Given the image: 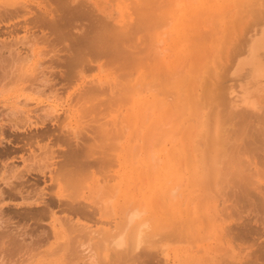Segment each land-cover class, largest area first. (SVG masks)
<instances>
[{"label": "rangeland", "instance_id": "374dc122", "mask_svg": "<svg viewBox=\"0 0 264 264\" xmlns=\"http://www.w3.org/2000/svg\"><path fill=\"white\" fill-rule=\"evenodd\" d=\"M7 1L11 2L10 0H0V4H1L0 5V62L2 59L5 60L3 56H5V55H6V57L10 56V53L11 52L13 53L15 50L16 51L20 50L19 52H21L20 53L21 55H23V54L26 55V53H28L29 55L32 53V55L30 56L31 57V60L29 61L30 64H29V66L25 65L24 66L25 69L17 67V66L15 68V66L11 65L12 63L10 62V60L7 59V61L10 62L8 64L11 65V67L8 66L9 68H11L10 70L7 67V71H9L8 74H6V76H4V70L3 71L0 70V77H2V78L5 77L0 82V88H2V90L0 91V128L2 127L1 128L2 131L0 129V132H2V134L0 133V153H6V155L8 154V157H9V158H5V156L0 157V170H1V172H0V174H1L0 175V186H1L0 189L2 188L3 191L4 190L6 191L9 188L8 185L5 184L6 182H8L6 180L8 178V180L10 182H13L15 184L19 183L23 187V192L26 195L31 190L32 191V192H30L31 196H33L37 193L38 195L36 194L35 196H33L34 198L35 197L37 198L41 195V194H39L42 192L41 190L44 189L42 192L43 197H50L51 198L52 197L51 194H53L54 192H56L58 190L56 184L52 183L53 181L55 182V178H54L55 176H53V175L55 173V169L58 168L57 162L63 158L62 156H60L61 153H58V154H56V153L62 152L65 149V145H62V143L60 144L59 142L56 143L55 137L57 135H60L61 131H62V134H64V133L66 135L69 134L70 131H68V129L70 127L73 128L76 125L77 126L76 129H74V128L73 129L76 131L80 130L81 133L82 132L84 133V132L88 131V128L92 127L91 125L100 126L99 125L100 123H104L106 121V123L108 122L109 127L106 126L108 128H106V127L105 128L109 129L111 127L110 129L115 130V132H113V135L114 136L120 135V137L122 139H121V141L119 140L117 142V146L119 145L121 148V149H119L120 151L118 150V148H119V146H118L113 152V155L115 156V158H114L115 163H113L114 165L111 167H107V168L101 167L102 169L100 168V170L103 173L100 170H98L99 172L98 173L95 172L96 175H91V177H88L86 183L84 184L85 186L83 185L84 189L82 188L83 189L82 195L84 196V198H82V199L80 198L79 201L82 202L83 204L84 203L86 204L91 215L86 217L88 220L85 218H83V220H82V218H79L78 220L80 223L76 222L79 225L78 227H76V230H75V228L72 229V228H69L68 226L67 227H65V226L61 227L62 225L59 226V223L56 222L52 217H49V218L45 217V218H43L44 220H42V222L39 220L35 221L32 219H30V220L24 219L22 214L19 212L23 213V211L27 207H25L26 205H23V204L21 206H19V203H21L22 200L19 197L15 199V197H17L19 194H16V193L14 194L13 190H11V192H10V188H9L7 190L8 193L9 194L12 193L11 195L15 196L12 200L8 201L7 195H6V198H5V196L1 195L3 197V200H4V198H5V200L4 201L0 200V205H2L1 206L2 209L0 208V218H2V219H0V238H1L0 239V264H10V263L11 264L12 263L13 264H60L61 262H62L61 264H73V263L74 264H79V263L84 264V262L87 263L88 260L90 262V263L88 262V264L93 263V260H95L93 264H105V263H107V262H105L107 260H108L107 264H110V263L114 264V262L116 264H127V263L128 264H136L138 262V260H139V262L137 264H140V262H141V264H161V262H159V261H162L163 264L165 263V261L167 264H247V263L251 264V261L253 262L252 264H264V250H262V249H264V248H262V247H264V214H262V213H264V210L258 211L260 209L258 204H257L258 205V208H257V206L255 207L254 205H251L248 202L239 204L236 202L235 199H234L235 203H232V202H234V201H232L233 198L228 197V195L226 196V194L225 195L222 194V191H221L222 188L220 187L221 185H224L222 180L224 181V179H225V181H227L231 177L232 174H230V173L228 174V172L233 173L232 168L233 167L236 168L235 164H233L234 166L232 168H230L231 170L229 169V166L226 167L227 166L226 162H225L226 164L223 163L225 165L224 166L225 168L222 167L223 166V164H222L221 175H225V176L224 177L220 176L224 179L220 178L222 180H219L218 182H220V183L222 182V183L219 186L220 183L217 182L218 185H215L216 184L215 181L211 180L212 178L205 175V172L203 171L204 162L201 161L204 158L203 157L204 154H205V157L206 156L210 157L209 155L211 153L218 151L219 144H220V146H219L220 150L224 151L221 143L223 144L224 141L230 142L234 139L233 140L234 144L239 143V145H240V143H241V146H242L241 149L239 148V145L237 146V148L240 152L244 146V149L242 150L243 153L238 152L239 154L237 153V155H240L241 158L243 156V158L246 159V161L247 160L249 161V166H247V167H248V169H250V171L254 175V176L252 175L251 179H252V181L255 180L256 183H259V185H258L259 187H255L256 190L258 188H260V190H261V192H257V193H262L259 196H264V151H261L262 149H260V146H262L261 145L262 142H258L256 140L255 143H252L253 145L249 146V145L245 144L244 142H241V141H243L244 138L238 137L239 132L237 133L238 135L237 134L233 135V133L230 129V128H232V125L227 124L228 125L227 126L225 124V122H226V120H224L225 118L223 117L224 118L223 119L220 116L221 114H223V112L220 113V115H219V111L221 112L222 110H224V104L219 103V102L223 101L221 95L223 94V92L225 93V90H223V92L220 90L223 89L224 87L221 86L222 87L221 88L219 86V88H218L219 91H217V88H215L216 85H220L222 83L221 85L224 84V86L226 87L225 88L226 92L228 90L230 91L231 87H232L231 90L235 91L233 93V95H235L237 92H239L238 91L239 87H236V86L237 85L240 86L238 83H240L241 76H237V78L239 79V82H238V79L236 78V76H233L231 74V70H232L231 66L234 63L233 59L235 58V56H236V58H238V56L240 55L238 52L241 50V47L239 44L240 41H242L241 39H245L246 38L245 35H249L248 33H251V31H252L251 29H253L252 26H254L253 23L256 22V20H257V19H253L255 12L253 13V11H251V10H253V8H254V11H255V9L257 8L256 9V12H257V10L264 8V5H262V3H264L262 1H264V0H178V1L168 0V3L165 0L163 5H162V8H164V9H162V10L166 11V12L168 10L170 12V18L171 19H168L169 24L167 23L165 25V23H164V25H161L162 28H161V26H160V28L156 27V30H154L155 28L151 31L149 29L148 30L146 29L147 33L150 31L149 33L151 34V36L149 35V33H148L149 36H146L147 33H145L146 31L143 30V31L139 32V34L137 33L138 35L133 36L132 37L133 39H131L132 41L130 40V42H129V45L131 43L133 46V47L131 46V48L136 49L135 47H138L137 48L138 51L133 50V49L132 50L136 51V53H139L140 56H142L141 53L144 50L146 51V52H143L144 54L142 53L144 56L147 53V55L145 57H143L144 60L148 56L146 59L147 61L145 60L146 61L145 65L137 70V72H136L137 76H134V79L130 82V87L131 86L135 87L137 90V93H138L136 96H134L135 101L132 99L133 97L129 98V100L131 101V106L129 103H125V102H124L125 104L124 103H115V104L109 105V106H108V104H106V107L112 106V107H110L111 110H108L110 108L106 109L105 106H102V108L100 107L103 110V112L101 109L98 110L99 111L98 114H97V110L95 111L96 115H99L100 112H102L99 115L100 117L98 116L99 118L98 117L95 118L96 115L94 114V112H92V113L90 112L89 113L90 116H89V114H88L89 111L83 112V113H82V111L81 112L75 111V109L74 108L72 109V107L70 105L73 101H70V100L74 99L73 97L75 95V91L77 93L82 88L81 86H83L86 83L85 81L88 82L92 78L100 79V80L104 79L103 80L104 82H105V79L107 82L109 80H112V82H114V79H116L117 81L116 80L115 81L117 83H120V82H118V79H120V78L119 77L116 78L117 75L115 73H117V72L110 70V69H112L110 66H109L110 69H108L109 67H107L106 65L104 66V68L102 67L103 70L101 72L100 70H98L99 68H96V65L97 64L99 65V63H97L98 61L97 62L95 61V63L93 62L95 67H94V65H92V63L90 64V68H92L91 70L88 69L90 72L88 70H86L87 69L86 68L84 70L82 69L83 72L81 70L80 74H78L79 73L78 71H77V73L73 72L70 74V76H71L70 81L71 82L74 83L76 80H78V81L76 82V84L74 83L73 85L69 86L66 89V91H64V93H63V90L60 91L63 93L62 94L63 98L59 99L60 101L55 99V98H50V99L47 98V94H43V93L39 94V93L35 92L33 87L36 86L34 84L39 83V81L36 79L39 75L41 76V74L39 72H42L44 70V68L48 65L47 63L49 62V60H48L49 57L53 58V59L55 58V57H53V55L55 54L54 52H55L56 48L59 47V49H61L63 45L60 47V45H61L60 43H57V44L55 43L56 45L59 44V46L58 47L55 46L53 48L55 50L53 52H51L53 50V49H50V48H52L51 47L52 45H50L51 40H49L51 37L47 36V34H44L46 32V30L44 31V33H42L43 31H41L39 26L33 24V22L29 23V21H28L31 19L33 14H35V10L37 13L38 12L37 10L40 9V6L43 7V4H42L43 2H41L42 0H20L23 3H19L20 6H19V4H18V6H17V4L15 5L16 7H18L19 10H17L18 11L17 13L14 12L13 15L3 14V12H4L3 9L5 7L6 8L9 7V9L12 8L9 5L7 6V4H8ZM95 1L98 2L99 5L103 9L107 5V10L110 13V15L112 16V14H113L115 16V18L120 22V24L123 23V21L126 19V15H125L126 13L125 12H126V10L128 11V9H129V6H127L128 9H126L127 3H129L130 6L132 5L131 6L132 8H133V6H135L132 2L133 0H130V1L127 0L126 3L123 2L124 0H120V1L119 0H95ZM112 1H113V3H112ZM121 1L123 2V4H121ZM172 1H175V2H172ZM187 1L188 2L190 1V2L188 3ZM185 3L186 4L188 3V4L185 5ZM3 4H5V5H3ZM39 4H40V6H39ZM245 4H247V5H245ZM23 5H26V6L28 5V7L27 8L21 7ZM33 5H35V6H33ZM131 7H130V9L132 10ZM33 8H36V9H33ZM181 8H184V9H181ZM174 9H175V11H174ZM213 9H214V11H213ZM212 11L214 12L213 14H211ZM173 13H174V15H173ZM217 13H219V14H217ZM124 15H125V17H124ZM172 15L175 17V19ZM255 15H256V13H255ZM247 16L250 17L251 19L248 18ZM249 20H251V21L254 20V22L253 21L251 22ZM251 24H252V26H251ZM32 26H33V28H32ZM248 27H249V30H251V31H248ZM250 27H252V28H250ZM243 29H245V31ZM246 31H248V32H246ZM240 32L244 38L241 36ZM242 32L243 33L246 32V33L243 34ZM32 33H33V35H32ZM218 33H220V34H218ZM25 35L29 39L31 38L30 36H32L33 39L31 38L29 40L28 38L23 37ZM205 35L207 37H205ZM236 35H238V36H236ZM21 36L23 38H21ZM39 36L43 37L44 39H42V38L40 39ZM203 36L205 39L203 38ZM148 37H151V38L148 39ZM190 37H191V39H189ZM143 39H145V40H143ZM146 39H148L149 42ZM151 39H153L155 42ZM234 39H235V41H234ZM237 39H240V40L238 41ZM40 40L42 42H40ZM43 40L46 43L45 42L43 43ZM203 40H204V42H203ZM48 41H50V43ZM46 44H47V46H46ZM48 44L50 46H48ZM62 44H64V43H62ZM190 44L193 47H189ZM53 45H54V43H53ZM150 45L152 47H149ZM64 46H66V45H64ZM227 46L228 47L231 46L229 48L230 49L232 48V49L229 51V48H227ZM18 47H20V48H18ZM29 47H31V48H29ZM145 47L148 50L144 49ZM195 47H197V49H195ZM17 48H18V50H17ZM28 48L31 50H29ZM140 49H142V50H140ZM151 49L152 50L155 49V50H153L154 52H152ZM233 49H235V51H238L235 55H234L235 52ZM47 51L49 53H44ZM56 52H59V50H57ZM61 52H63V51H61ZM151 53L154 55V59H152L153 56L150 55ZM154 53H158V54H154ZM28 54H27V56H28ZM38 54H40V55H38ZM46 54H48V55H46ZM56 54H59V53H56ZM156 55L158 56L157 57L158 59L156 58ZM221 56H222V59H221ZM159 58L161 59L160 61L164 63V67L166 66L165 69L163 68L164 69V70H162L163 72L160 71L162 68H161V64L159 63L160 62ZM226 58L228 60L230 59L229 61H231V62H228V60ZM231 58H232V60H231ZM151 59H152V61H150ZM154 60L156 62L158 61L159 65H160V70L156 69L157 71L159 70L158 72L156 71L157 75L159 73V79L157 78V81H156V78H154V77H153L154 80H151L152 76L155 75V73H153L154 74L153 75L151 71H155L154 68L155 67L157 68L156 65H158V64H156V62ZM236 60H235V62H236ZM7 61L5 64L6 66H7ZM43 62H46V63H43ZM147 62L148 63L150 62L151 65L154 62L155 64H153L152 66L154 67V65H155V67L153 68L149 64L150 67L153 69L148 68L149 65ZM43 65L45 66L44 68H43ZM147 65H148V67H147ZM229 65H230V71H228ZM35 68H36V71L34 70ZM145 68H146V70H145ZM147 68L149 70H151L150 75L152 74V76L147 75L149 73V72H147L148 71ZM12 69H15V71H13ZM57 69L61 70L60 72L62 74L59 73V70H57ZM11 70H12V73H11L12 75H10ZM46 70L47 69H45L44 71H46ZM52 70H54L53 72H54V74H56V77H54L55 79L62 78L61 77V75H63V72H62L63 68L62 67H61V69L59 67H57V68H53ZM225 70H227V72H224ZM48 71L50 74L51 73L50 69ZM55 71H57V72H55ZM112 71L115 73H113ZM176 71H178V72H176ZM13 72H14V74H13ZM174 72H176V73L174 74ZM208 73H210V74H208ZM222 73H223V75H222ZM118 74H120V73H118ZM173 74L175 75V77ZM218 74H219V76H218ZM146 76L147 77L149 76L150 78H147ZM169 76L171 78H169ZM207 76L210 78H208ZM215 76H217V78H214ZM12 77H14V78H12ZM39 77H38V79H39ZM79 77L81 79H78ZM145 77H146V79H144ZM211 77H212L213 81L211 80ZM222 77L224 80L222 79V81H221L220 78H222ZM206 78H208V80ZM229 78H231V80ZM233 78L237 79V82H235V79H233ZM26 79H28V80H26ZM185 79H187V80H185ZM217 79H219V81L216 84L214 82V80L216 81ZM141 80H143V81H141ZM144 80H145L146 84L144 83ZM158 80H159V82H158ZM83 81L85 83H83ZM242 81H243V79H242ZM107 82H105L106 85L109 84L111 86H115V85H112L111 81L108 83ZM116 82H114V84H117ZM161 82H163V83H161ZM168 82H170V83L166 84ZM177 82H179V83H177ZM211 82H212V84H211ZM82 83H83V85H81ZM131 83H134L135 86ZM137 83L139 86H136ZM153 83H155L156 85ZM159 83H161L162 86ZM3 84H4V86H3ZM158 84H159V86H158ZM165 84L173 86V88L170 86L165 87ZM213 84H214L213 88H215V89H213V88L212 89H213V91H215V93H214L215 95H213L212 90H210L211 87L213 86ZM231 84H233L234 86ZM1 86H3V87H1ZM155 86H157V87H155ZM58 87H60V85ZM79 87H80V89H79ZM143 87H144V89H143ZM167 87H169L170 89L169 88L167 89ZM31 88H32V91H31ZM155 89H156V91H155ZM163 90L165 92H163ZM182 90H184V91H182ZM168 91H169V93H167ZM209 92L210 93L212 92L211 95ZM171 93H172V95H171ZM179 93H181V94H179ZM194 93H195V97H194ZM216 93H218V94H216ZM220 93H222V94L220 95ZM162 94H164V96ZM167 94H168V96H167ZM227 94H228V92L226 94H224V95H226V98L229 96ZM184 96L186 98H184ZM192 96H193V99L191 98ZM202 96H204V98ZM219 97L221 100H219ZM229 97H233V96L230 95ZM217 98L219 101L217 100ZM172 99H173V102H172ZM163 100L165 101V104H164ZM184 100H185V102H184ZM196 100H197L198 104H195ZM62 101H63V103H62ZM181 101H182V104H180ZM200 101L202 103L199 104ZM262 101H264V96H260V97L258 96L256 98V102L259 103L258 104L259 107L264 105V102H262ZM166 102H168V103H166ZM151 103H152V105H151ZM160 103H162V104H160ZM122 104H124V105H122ZM148 104H149V106H148ZM186 104H188V105H186ZM192 104H195V105H192ZM49 105H53L55 107L56 111H50V109L48 108ZM198 105H200L201 107L200 108L197 107ZM177 106L178 107L181 106V107L178 108ZM186 106H187V109H185ZM118 107H120V108L117 111ZM160 107H161V109H160ZM174 107H176V108H174ZM239 107H242V106H239ZM173 108L175 111L173 110ZM18 109L20 111L22 110L21 115H20V113H19V115L17 114V116L15 114V116H14L15 118L11 115V118H10V115L8 114V113H10L9 111L13 110L15 112H18L17 111ZM105 109L107 111H105ZM148 109H150V110L148 111ZM73 110H74V112H73ZM122 110H124V111H122ZM216 110H218L217 111L218 117L223 119L224 122H222V120L220 118H218L216 115V117L219 119V120H217V118L215 117L216 112H214ZM13 111H11V113ZM108 111H109V113H108ZM77 112H79L77 115L80 117V120L82 119L81 121L86 120V123H85L86 126H85V124L81 125L79 123L81 121H79V119H78L79 117L76 115ZM179 112H181L183 114H181V116H179ZM47 113H48V117H46V121H44V125H40V124H42V123H39L40 116H44V114L47 115ZM80 113H82V114L80 115ZM130 113L132 116L130 115ZM91 114H93V115H91ZM175 114H177L178 116ZM67 115H69V116L67 117ZM145 115L147 117H145ZM19 116H21V119L23 118V122H21L22 123L21 125H23V128L15 129V127H13L11 125V121L14 122L15 120L13 121V119H16V117L18 118ZM105 116H107V117H105ZM172 116L178 117V121H177L176 117H175L176 118L175 119ZM12 117H13V119H12ZM76 117H78L77 120H75ZM131 118H132V120H131ZM87 119L89 120L88 122H87ZM104 119H106V120H104ZM108 119H109V121H108ZM122 119L124 121L126 120L129 124L126 121L124 122ZM98 120H99V122H98ZM34 121L36 124L34 123ZM60 121H61V123H60ZM84 121L82 123H84ZM115 121H117L118 124ZM215 121H217V125L218 124L220 125V123H222V124L224 123L225 124L224 126L225 127L227 126L226 128L228 129V131L226 132L227 129L226 128L224 129L225 132L228 133L227 135L224 134V130L221 131V128L222 129L224 128L223 126L222 127L218 126L220 128V130H218V132H217L218 127H217ZM218 121H220V123ZM251 121H253V119H251ZM37 123L39 124L38 126H37ZM67 123L70 125L67 126V128H66V126H64V125H66ZM226 123H228V122H226ZM28 124H30L31 126ZM254 124H255V122H254ZM34 125H36V126H34ZM117 126H119V127L121 126V127L120 128L118 127L119 129H117L116 128ZM162 126H163V128H162ZM214 126H215V129H214ZM257 126H259V123L257 124ZM260 126H261V124H260ZM209 127H210V129H209ZM228 127H230V128H228ZM42 128H44L48 131L41 133L43 131ZM204 129L206 130V132ZM116 130H117V132H116ZM208 130H209V132H208ZM36 131L39 133H37ZM164 131H165V133H164ZM219 131H221V132H219ZM88 132L91 133L90 131H88ZM88 132H86L87 135L85 133H84L85 135L83 133L81 134L80 132H77V133H78L79 137H81L83 135L87 138L89 135ZM137 132H138V134H137ZM46 133H48V135H45ZM192 133H194L196 136L193 135ZM218 133L221 135H219ZM34 134H36V135H34ZM65 134L63 136H66ZM158 134L161 137L158 136V138H157L155 136ZM212 134L214 137V138H212V140H214V142H213L214 144H210V145H213V147H209V145L207 144V141L205 143V140L207 139V137L209 135L212 136ZM217 134L220 137L224 134L223 137L225 139L222 142L217 141L215 138V136ZM230 134H231V136L233 135V137L235 135H237V138H236V136H235V138L231 137ZM73 135L74 134H72L71 136H73ZM113 135L111 134V142L113 141V137H114ZM131 135H132V137H131ZM162 135H165V136H162ZM228 135H229V137H228ZM83 136H82V139L85 138ZM201 136H203V137H201ZM218 136H217V139L219 138ZM225 136H227V138ZM67 138H69V137L67 136ZM198 138H200V139H198ZM229 138H231V140H229ZM109 139H110V137H109ZM239 139L240 140L242 139V140L240 141ZM152 140H153V142H152ZM161 140H163L164 142L161 143ZM200 140H201V142H198L199 144L198 143L196 144V142L200 141ZM218 140H220V138ZM109 142H107V140H106L105 144L108 145ZM201 143L202 144L204 143L205 145L203 144L201 147ZM215 144H217L218 146ZM215 146H217V149L215 148ZM46 147H47V149H46ZM48 147L49 148L51 147V149L57 151V152L51 154L52 156H55L52 159H49V155H50V152L53 150L48 149ZM205 147H207L208 150ZM250 147H251L250 151H252V153H250V151H249ZM38 148H41V150ZM210 148H212V150ZM135 149L136 150L138 149L139 151L138 150L135 151ZM59 150H61V151H59ZM253 150L255 152H253ZM45 151H46V155H48L47 157L45 156V154H43ZM132 151H133V153H132ZM213 155H215V153ZM260 155H261V157H260ZM181 157H182V160H184V161L180 160ZM213 157H215V156H213ZM40 158H41L42 163L43 162L46 163V161H47V164L48 163L50 164L52 162H56V163L55 164L53 163V165L51 164V167L49 166V168H46V166H45L44 170L46 169V171L43 170L44 173H42L40 171L38 172V170H33V169L29 173L28 172L25 173V166H27V164H29V163H33V166H34V163H35L34 161H36L37 163L41 162ZM196 158H197V160H196ZM47 159H49V160H47ZM155 160L158 161V163L155 162ZM192 160L193 161L195 160V161L193 162ZM4 163H8L10 165L12 163L13 166L16 165L17 171L14 170L12 172H9L8 170H6L7 171L6 172L3 169ZM157 166H158V168H157ZM103 169H105V170H103ZM223 169H225L224 173H226V174H223V171H222ZM228 169H229V171H228ZM21 170L23 172V174H21L22 176L20 174H19L20 177H18V175H12L13 173H18ZM47 170L48 171L51 170L53 172V175H50V172H48ZM153 170L154 171L157 170V171L154 172ZM158 170H160V171H158ZM95 171H97V169ZM248 171L249 170H247L246 172H248ZM152 172H154V173L152 174ZM202 172H204V175ZM158 173H159V175H158ZM143 174H144V176H143ZM200 174H201V176L203 175L205 177V179H204V177H200ZM248 174H249V172H248ZM104 175H106V177H104ZM227 175H229L230 177L227 178ZM13 176H17V178H15ZM51 176H53L52 177L54 179L53 181L50 179ZM4 177H5V179H4ZM91 179H93V180H91ZM103 180H105V181L103 182ZM25 181H26V183H25ZM255 181H254V183H255ZM110 182H111V184H110ZM113 183L116 185H119V188H120V191L117 193L116 197H114V200H111V203L109 205L110 207H112L111 211L114 214L110 213L111 211L108 210L110 207H108V206L105 207V209L108 208L106 213H105V212H103V211H105V210H103L105 205L102 206L103 207L102 208L101 205H103V204H100L101 202L99 203V201H100L99 197L101 196V194L99 195V191H100L101 187L105 188V189H106V187L107 188L112 187ZM23 184H25V185L23 186ZM114 184H113V186H114ZM53 185H54V187H52ZM106 185H110V186H106ZM218 186L221 188L220 190H219ZM253 186H257V185L254 184ZM48 187H49V189H48ZM224 187H225V185H224ZM224 187H223V189H224ZM38 189H39V191H38ZM193 189H195V190L193 191ZM50 190H53V192L50 193ZM216 190H219V191H216ZM224 191H226V190H224ZM224 191H223V193H225ZM257 191H259V190H257ZM32 193H34V194H32ZM44 193L47 195H45ZM3 194H4V192H3ZM57 194H59V193L57 192ZM54 195L55 194H53V197L51 200H56L55 203H57V200L59 197L57 198L56 195L55 196ZM95 195L97 196V198ZM102 195H104V194H102ZM222 196H224V197H222ZM124 198H127V199L130 198L131 202L133 201L132 205L136 206L137 208H140V206L143 204L142 209L140 208L141 209L140 211H143V212L145 211L143 213V218H149V217L151 219L153 218L152 220L150 219L151 221H153L154 219H158V222L160 223V224L157 223V226L159 225L158 228H156L158 231L155 228H152V229H155V231L154 230L153 231L155 233L157 232L158 235L162 234L160 236H156V237H158V239L160 237L162 238L165 236L168 239L170 238L169 240L166 239V237H165V239L163 238L164 240H162V239L158 240L156 237H154L153 242L156 238L157 242L160 241V243L158 242L157 247L155 245V247L151 248V249H150V247H152V246H150L148 248V250L150 249L149 251L146 250L147 248L145 249L148 252L149 256H148V254L146 255L143 252L144 249H142V250L140 249L141 254L143 252V255H141V256H140L139 250H136V251L132 250L133 252L130 251V253L138 252V256L136 255V258L135 257L133 258V254H132V256H131L132 259L129 258V255L127 254V252L125 254L126 256L121 255V257L117 253L118 258L119 257L120 258L128 257L126 260H125V258H124V260H122V259H116L115 258L116 257L115 252H117L118 249L115 250L114 247H113V249L115 251H112L113 250L112 248L111 249L109 248V251L106 250L108 248L104 249L106 244H107V247L112 245V242H110L111 244L109 243V246H108V242H106L107 238L108 237L110 238V236H108L107 238H104V239H106V240H104L106 243L104 241H102L103 240L102 238L106 236L105 230L109 231V229H110V231H109L110 233L107 232L108 235L109 234L111 235V233H112V235L115 234V232L113 233L112 228H113V224L115 223V221L118 220L120 215H122V213H123V212H121L122 208H120V206H121V203L123 202ZM262 198H264V197H260V199H262ZM14 199H15V201H14ZM60 199L62 200V197H60ZM159 199H161V201H159ZM167 199H168V201H167ZM164 200H166V201H164ZM39 201H42V199L40 198ZM93 201H94V203L97 202V205L99 206V208L95 207L97 205L93 204ZM160 202L163 204H160ZM261 202H260V204L264 205V199H262ZM135 203H137V204L135 205ZM13 204H14V206H13ZM15 204L16 205L18 204L17 207H15ZM57 204H59V203H57ZM244 204H245V207H242V205L244 206ZM42 205H43L42 203H36L33 206H30L29 209H33L34 211H38L39 209L42 208ZM22 206H24V207H22ZM89 206H91L90 209H89ZM93 206H94V208H98V209L101 208V210L96 209L97 210L96 211L93 208ZM238 206H240V207H238ZM252 206L254 207V209L252 208ZM260 207H261V205H260ZM61 208H63V207H58V206L54 207L53 211H57L56 216H61L64 214V213L59 212ZM15 210H17V212L20 215L17 214V212H15ZM33 210H31V211H33ZM249 210H251V211H249ZM254 210H255V212H254ZM91 212H93L94 216L92 215ZM107 212L110 213L109 216H108ZM256 212H257V214H256ZM259 212H261V213H259ZM14 213H16V215H14ZM5 214L6 215L8 214V215L6 216ZM11 214H12V216H10V218H9V215H11ZM64 215H66V214H64ZM254 215H255V217L257 216V219L254 217ZM19 216H22L21 219H19L20 218ZM12 217H14L15 219L14 218L11 219ZM75 219H74V221H75ZM238 219H239V221H238ZM85 222H86V224H84ZM169 223L174 225L173 227H170L173 230H174V228L177 229V227L179 225L180 226L183 225V232L186 233L185 235H188V236L183 235V239H182V236H174V238H173V235L171 234L173 232V230L171 231V233H169V231H170V228H169L170 224ZM184 223H185V225L188 224V226H184ZM245 223L247 224V226L249 228L252 226L250 228L251 230H247L248 227L246 226ZM249 223L251 226L249 225ZM80 224L82 226H84L82 229H81ZM244 225H245V227H244ZM85 226H86V229L88 228L86 231L84 230V232H86V233H84L82 231L83 229H85ZM89 226H90V229H89ZM233 226H234V228H233ZM184 227H186V229ZM227 227L229 230L224 229ZM229 227H231V228H229ZM242 227L245 229L246 232L243 231L244 229ZM166 228L167 229L169 228V230L166 231L167 230ZM187 228L189 229V231ZM236 228H238L237 230H239V229L240 230L237 231ZM252 228H253V230H252ZM4 229H6V230H4ZM181 229H182V226H181ZM66 230H67V232H66ZM179 230H180V228L178 230H174V231H179ZM76 231H78V232H76ZM102 231H104V232H102ZM249 231H251V232H249ZM56 232H57V234H56ZM92 232L94 234V235L92 234L93 237H92V235H90ZM95 232H97V233H95ZM154 232H152V233H154ZM183 232H182V234H184ZM235 232H237V233L235 234ZM243 232H244V234H243ZM103 233L105 235H103ZM155 233H154V235H155ZM167 233H169L168 236L164 235ZM246 234H247V236H246ZM1 235H4V236H1ZM88 235H89V237H88ZM154 235H152V236H154ZM190 235H192V236H190ZM240 236H242V237H240ZM22 237H23V239H22ZM70 237H71V239H70ZM81 237H82V239H81ZM111 237H113V236H111ZM171 237L173 238L174 241L171 239ZM236 237H238V238H236ZM96 238H97V240H96ZM109 238H108V241L113 240L112 238H110V239ZM179 239L181 241H179ZM98 240H101L102 242L98 241ZM166 240L168 242H166ZM65 241H67L68 243L70 242L69 244L70 245L72 244L71 246L72 247L74 246L73 248L74 249L76 248L77 251H76V249H75V251L71 250L70 249L71 246H68L69 244ZM2 242H4V243H2ZM10 242L12 244H10ZM61 242H62V244H61ZM7 243H9V244L7 245ZM24 243L26 246L24 245ZM29 243H31V244H29ZM163 243L165 245H163ZM168 243H170V245L171 244L172 245L169 246ZM21 244H23L24 247H22L23 245H21ZM93 244H95V245H93ZM102 244H104V247ZM155 244H156V242H155ZM11 245H12V247H11ZM28 245H29V247H28ZM33 246L35 247V249L32 248ZM64 246H65V248H64ZM94 246L96 248L98 247V249H95ZM112 246H110V247H112ZM21 248H22V250H21ZM56 248H58L57 251L55 250ZM79 248L81 249V251H83L82 249L86 248L85 252H87V256L89 254H90V256L86 257V253L80 254L81 251L79 250ZM93 248H94L95 252H94ZM100 248H101V251H100ZM155 248H157V251H155V252H159L161 258L159 257V254H156L155 252H153L154 250H156ZM152 249H154V250H152ZM19 250H20V253H19ZM78 250H79V253H78ZM165 250H167V252ZM66 251H68V252H66ZM71 251L76 252V253L72 254ZM164 251L167 253V256L165 255L166 258H164L165 257ZM149 252H151V253H149ZM6 253H8V254H6ZM70 253H71V255H70ZM113 253H115V254L113 255ZM153 253L156 254V256ZM5 254H6V256H5ZM36 254H37V256H36ZM74 254H75V258H74ZM76 254H78V255H76ZM67 255H69L70 257L72 256L73 260H72V257L69 258V256H67ZM79 255H81V256L83 255V256L81 257ZM110 255H111V257H110ZM27 257H29V258H27ZM90 257H92L91 261L89 259ZM156 257L159 261L156 259ZM85 258H88V259H85ZM136 259H137V261H136ZM100 260H103V261H101L102 263L100 262ZM109 260L111 261L110 263H109ZM119 260H121V263ZM144 260L146 261V263ZM195 260H196V262H195ZM81 261H83V262H81ZM157 262H159V263H157Z\"/></svg>", "mask_w": 264, "mask_h": 264}, {"label": "bare ground", "instance_id": "6f19581e", "mask_svg": "<svg viewBox=\"0 0 264 264\" xmlns=\"http://www.w3.org/2000/svg\"><path fill=\"white\" fill-rule=\"evenodd\" d=\"M11 2H9V1H7L8 2V4H7V6L9 5L10 7H12L11 9H9V7L8 8H4L3 9V14H7V15H13L14 14V12L15 13H17L18 11L17 10H19L18 9V7H16L15 5L17 4V6H18V4L19 3H23V2H21L20 0H10ZM120 1V0H119ZM126 1L127 0H124L123 2L124 3H126ZM130 1V0H129ZM135 1V2H134ZM164 1L165 0H133L132 2H133V4L135 5V6H133V8L130 6V4L129 3H127V5H126V7L127 6H129V9H128V7L126 8V9H128V11L126 10V19L123 21V23H121L120 24V22L115 18V16L112 14V16L110 15V13L108 12V10H107V5H106V7L103 9L100 5H99V3L98 2H96L95 0H42L41 2H43L42 4H43V7H41L40 6V4H39V6H40V9H38L37 11V13H36V10H35V14H33V16L31 17V19L30 20H28L29 21V23L30 22H33V24H35V25H37V26H39V28L41 29V31H43L42 33H44V31L46 30V32L44 33V34H47V36H49V37H51L49 40H51V43H50V41H48L49 43H50V45H52L51 47L52 48H50V49H53L55 46H59V44L58 45H56L57 43H60L61 45H60V47L63 45H66V46H62V50L61 49H59V47L58 48H56V50L55 49H53L51 52H53L54 50H55V54L53 55V57H55L54 59L53 58H48V60H49V62L47 63L48 65L45 67L44 65H43V68H44V70L45 69H47L46 71H42V72H39L40 74H41V76L39 77V79H38V77L36 78L38 81H39V83H37V84H34V85H36L35 87H33L34 88V91L35 92H37V93H43V94H47V98H55V99H57V100H59V99H61V98H63L62 96V94L64 93V91H66V89L69 87V86H71V85H73L74 83L76 84V82L78 81V80H74L75 82L73 83V82H71L70 81V78H71V76H70V74L71 73H77V71L79 72L78 74H80V71L83 69H86V70H88V69H92V68H90V64L92 63V65H94L93 64V62L95 63V61L97 62V63H99V65L97 64L96 65V68H99L98 70H100L101 72H102V70H103V68H104V66L106 65L107 67H111L112 69H110V67L108 68V69H110V70H113V71H116L117 73H115V72H113V73H115L117 76H116V78L117 77H119L120 79H118V82H120V83H117L116 81V79H114V82H116L117 84H114V82H112V80H109L108 82H112V85H115V86H111V85H109V84H107L106 85V83L105 82H107L106 81V79H105V82L101 79H95V78H92V79H90L88 82L87 81H83V83H85L84 85H83V83L81 84V85H83V86H81L82 88L80 89V87H79V91L76 93V91H75V95H74V99L73 100H70V101H73L70 105H71V107H72V109L74 108L75 109V111H79V112H81L82 111V113L83 112H88V114L91 112H94V114L96 113L95 111L97 110V114H98V110H100L101 108H102V106H105L106 107V104H108V106L109 105H113V104H115V103H129L130 104V106H131V101L129 100V98L130 97H133L132 99L135 101V98H134V96H136L138 93H137V90H136V88L135 87H133V86H131L130 87V82L134 79V76H137L136 75V72H137V70L139 69V68H141L142 66H144L145 65V62L147 61L146 59H147V57H146V61L144 60V58L143 57H145L146 55H147V53L145 54V56L143 55L144 53L143 52H146L145 50L141 53V55L142 56H140L139 55V53H136V51H133V50H137V48L138 47H135L136 49H134V48H131V46H132V44L130 43V45H129V42H130V40L131 39H133L132 37L133 36H136V35H138L139 34V32H141V31H146V29L148 30H153L154 28V30H156V27L157 28H160V26L161 25H164V23H165V25L168 23L169 24V22H168V19H171L170 18V12L167 10V12L166 11H163L162 9H164V8H162V5H163V3H164ZM175 1H178V0H175ZM175 1H172V2H175ZM2 2V1H1ZM6 2V1H5ZM4 2V3H5ZM101 2V1H100ZM123 2L121 1V4H123ZM166 2L168 3V0H166ZM188 2V1H187ZM190 2V1H189ZM188 2V3H189ZM262 2H264V1H262ZM3 3V2H2ZM105 3V2H104ZM112 3H113V1H112ZM187 3V4H188ZM186 3H185V5H187ZM1 5V4H0ZM3 5H5V4H3ZM22 5V4H21ZM29 5V4H28ZM28 5L26 6V5H23V6H21V7H24V8H27L28 7ZM109 5V4H108ZM168 5V4H167ZM172 5V4H171ZM245 5H247V4H245ZM252 5V4H251ZM250 5V6H251ZM262 5H264V3H262ZM19 6H20V4H19ZM33 6H35V5H33ZM49 6V7H48ZM169 6V5H168ZM249 6V7H250ZM47 7V8H46ZM109 7V6H108ZM130 7L132 8V10L130 9ZM167 7V6H166ZM190 7V6H189ZM188 7V8H189ZM245 7V6H244ZM32 8V7H31ZM30 8V9H31ZM247 8V7H246ZM33 9H36V8H33ZM170 9V8H169ZM181 9H184V8H181ZM212 9V8H211ZM248 9V8H247ZM252 9V8H251ZM257 9V8H256ZM256 9H255V11H254V8H253V10H251V11H253V13L255 12L256 13V15H255V13H254V16H253V19H257L256 20V22H254V20H252L254 23H253V25L254 26H252V24H251V26L253 27V29H251V30H249V27H248V31H251V33H248L249 35H245V39H241L242 41H240V47H241V50L238 52V51H235V49H233L234 50V55L238 52L240 55L238 56V58H236V56H235V58L237 59H233V64H232V70H231V74L233 75V76H236V78H237V76H241V79H240V83H238L240 86H236V87H239V92H237L235 95H233V93L235 92L234 90H231L232 89V87H231V89H230V91L228 90L227 92H228V94L227 95H232L233 97H227L226 98V95H224V94H226L227 92H226V87L224 86V84L223 85H216L217 84V82L219 81V79H217L216 81L214 80V82L216 83H214L216 86H215V88H217V91H219V86L221 87H224L223 89H221L220 91H222L223 92V90H225V93L223 92V94L222 93H220V95L222 96V100L224 101H221V102H219V103H221V104H224V110H222L221 112L219 111V115H220V113H222L223 112V114H221L220 116L224 119V120H226V122H228V123H226L225 122V124L227 125H229V124H231L232 125V128H230V127H228V128H230L231 129V131H232V133H233V135L234 134H237L238 132H239V135H238V137H243L242 139H243V141H241L240 139V141L241 142H244L245 144H247V145H249V146H251V145H253L252 143H255L256 142V140L258 141V142H262V146H260V149H262L261 151H264V105H262L261 107H259V103L258 102H256V98L259 96H264V8H262V9H260V10H257V12H256ZM173 10V9H172ZM177 10V9H176ZM204 10V9H203ZM246 10V9H245ZM250 10V9H249ZM248 10V11H249ZM114 11V10H113ZM125 11V10H124ZM174 11H175V9H174ZM173 11V12H174ZM213 11H214V9H213ZM212 11V13L211 14H213L214 12ZM247 11V12H248ZM31 13V12H30ZM33 13V12H32ZM206 13V12H205ZM252 13V12H251ZM116 14V13H115ZM217 14H219V13H217ZM125 15H124V17H125ZM173 15H174V13H173ZM172 15V16H173ZM176 15V14H175ZM247 15V14H246ZM249 16V15H248ZM247 16V17H248ZM252 16V15H251ZM174 17V16H173ZM197 18V17H196ZM218 18V17H217ZM248 18H250V17H248ZM174 19H175V17H174ZM215 19V18H214ZM251 19V18H250ZM183 20V19H182ZM248 20V19H247ZM246 20V21H247ZM249 21H251V20H249ZM251 21V22H252ZM250 22V23H251ZM28 23V22H27ZM219 23V22H218ZM197 24V23H196ZM216 24V23H215ZM246 24V23H245ZM248 24V23H247ZM241 25V24H240ZM249 25V24H248ZM36 26V27H37ZM35 27V26H34ZM247 27V26H246ZM252 27H250V28H252ZM32 28H33V26H32ZM161 28H162V26H161ZM243 28V27H242ZM245 28V27H244ZM241 29V28H240ZM244 31H245V29H243ZM247 30V29H246ZM19 31V30H18ZM37 31V30H36ZM149 31V32H150ZM207 31V30H206ZM248 31H246V32H248ZM148 32V33H149ZM156 32V31H155ZM245 32V33H246ZM41 33V32H40ZM39 33V34H40ZM41 33V34H42ZM138 33V34H137ZM145 33H147V31L145 32ZM144 33V34H145ZM148 33H147V35L146 36H151V34L149 33V35H148ZM243 33V32H242ZM245 33H243V34H245ZM28 34V33H27ZM43 34V35H44ZM168 34V33H167ZM166 34V35H167ZM218 34H220V33H218ZM240 34H241V32H240ZM30 35V34H29ZM32 35H33V33H32ZM42 35V36H43ZM38 36V35H37ZM195 36V35H194ZM236 36H238V35H236ZM241 36H242V34H241ZM23 37H26V35L25 36H23ZM22 36H21V38H23ZM31 38H32V36H30ZM36 37V36H35ZM44 37V36H43ZM43 37H40L39 36V38L41 39H44ZM193 37V36H192ZM205 37H207L206 35H205ZM243 37V36H242ZM26 38H28V37H26ZM25 38V39H26ZM30 38V39H31ZM38 38V37H37ZM38 38V39H39ZM47 38V37H46ZM45 38V39H46ZM147 38V37H146ZM149 38H151V37H148V39ZM154 38V37H153ZM203 38H204V36H203ZM233 38V37H232ZM238 38V37H237ZM244 38V37H243ZM29 39V38H28ZM29 39V40H30ZM33 39V38H32ZM37 39V40H38ZM137 39V38H136ZM148 39H146L148 42H149V40ZM189 39H191V37L189 38ZM205 39V38H204ZM22 40V39H21ZM36 40V39H35ZM143 40H145V39H143ZM151 40H153V39H151ZM238 41L240 40V39H237ZM19 41V40H18ZM23 41V40H22ZM32 41V40H31ZM47 41V40H46ZM132 41V40H131ZM142 41V40H141ZM154 41V40H153ZM207 41V40H206ZM234 41H235V39H234ZM17 42V41H16ZM25 42V41H24ZM23 42V43H24ZM28 42V41H27ZM40 42H42L41 40H40ZM45 41L43 40V43H44ZM155 42V41H154ZM162 42V41H161ZM203 42H204V40H203ZM30 43V42H29ZM28 43V44H29ZM33 43V42H32ZM46 43V42H45ZM53 43H54V45H53ZM56 43V44H55ZM62 43H64V44H62ZM151 43V42H150ZM149 43V44H150ZM27 44V43H26ZM34 44V43H33ZM40 44V43H39ZM232 44V43H231ZM242 44V45H241ZM24 45V44H23ZM49 44H48V46H50ZM141 45V44H140ZM144 45V44H143ZM234 45V44H233ZM30 46V45H29ZM46 46H47V44H46ZM155 46V45H154ZM232 46V45H231ZM231 46H229V47H231ZM238 46V45H237ZM133 47V46H132ZM144 47V46H143ZM149 47H152L151 45L149 46ZM189 47H193V46H191V44H190V46ZM228 46H227V48H229ZM236 47V46H235ZM234 47V48H235ZM18 48H20V47H18ZM18 48H17V50H18ZM29 48H31V47H29ZM28 48V49H29ZM33 48V47H32ZM140 48V47H139ZM24 49V48H23ZM133 49V50H132ZM144 49H146V47L144 48ZM158 49V48H157ZM195 49H197V47H195ZM232 49V48H231ZM230 48H229V51L231 50ZM237 49V48H236ZM29 50H31V49H29ZM44 50V49H43ZM57 50H59V52H56ZM140 50H142V49H140ZM146 50H148V49H146ZM152 50V49H151ZM153 50H155V49H153ZM152 50V52H154ZM238 50V49H237ZM11 51V50H10ZM20 50H18V51H14L13 53L11 52H9L10 53V56H7L6 57V55L5 56H3L4 57V59L5 60H1V62H0V70L1 71H3L4 70V76H6V74H8V72L9 71H7V67L8 66H10L11 67V65L12 66H15V68H16V66L17 67H20V68H24V66L25 65H27V66H29V64H30V60H31V55H32V53L29 55L28 53H26V55L25 54H23V55H21L20 53L21 52H19ZM61 51H63V52H61ZM138 51V50H137ZM193 51V50H192ZM17 52V53H16ZM28 52V51H27ZM62 54H61V53ZM232 52V51H231ZM23 53V52H22ZM42 53V52H41ZM44 53H49L48 51L47 52H44ZM43 53V54H44ZM56 53H59V54H56ZM229 53V52H228ZM12 54V55H11ZM27 54H28V56H27ZM53 54V53H52ZM154 54H158V53H154ZM38 55H40V54H38ZM46 55H48V54H46ZM150 55H152L153 56V58L152 59H154V55L151 53ZM229 55V54H228ZM233 55V56H234ZM13 56V57H12ZM50 56V55H49ZM151 56V57H152ZM227 56V55H226ZM9 57V58H8ZM158 56L156 55V58H157ZM228 57V56H227ZM155 58V59H156ZM7 59L8 60H10V62L12 63L11 65L10 64H8V63H10L9 61H7ZM33 59V58H32ZM152 59L150 60V61H152ZM158 59V58H157ZM184 59V58H183ZM182 59V60H183ZM221 59H222V56H221ZM227 59V58H226ZM225 59V60H226ZM149 60V59H148ZM161 59L159 58V61H160ZM181 60V61H182ZM228 60V59H227ZM230 60V59H229ZM228 60V62H231V61H229ZM231 60H232V58H231ZM235 60H236V62H235ZM6 61H7V66L5 65L6 64ZM43 61V60H42ZM155 61V60H154ZM166 61V60H165ZM3 62V63H2ZM5 62V63H4ZM41 62V61H40ZM156 62V61H155ZM180 62V61H179ZM227 62V63H228ZM20 65H19V64ZM43 63H46V62H43ZM42 63V64H43ZM148 63V62H147ZM159 63L161 64V70H160V65H159ZM158 63V61L156 62V64H158V65H156L157 66V68L155 67V65H154V67L152 66L153 64H155L154 62L152 63V65H151V63L149 62L148 63V65L150 64L153 68H154V70L155 71H151V70H149L148 68H151L150 67V65H149V67H148V65H147V72H149L147 75H149V76H152V74L153 73H155V75L154 76H152V78L154 77V78H156V81H157V78L159 79V73H158V75L156 74V69H159L160 71H162V70H164L165 69V67H164V63L163 62H159ZM222 64V63H221ZM19 65V66H18ZM225 65V64H224ZM183 66V65H182ZM223 66V65H222ZM57 67H59L60 69H61V67L63 68V70H62V72H63V75H61V77L62 78H60V79H55L54 77H56V74H54V70H52L53 68H57ZM94 67H95V65H94ZM103 67V68H102ZM159 67V68H158ZM227 67V66H226ZM37 68V67H36ZM36 68L34 69L35 71H36ZM102 68V69H101ZM153 68H151V69H153ZM164 68V69H163ZM8 69L10 70L11 68H9L8 67ZM25 69V68H24ZM50 69V74H49V70ZM167 69V68H166ZM226 69V68H225ZM13 71H15V69H12ZM12 70H11V72H10V75H12L11 73H12ZM56 70V69H55ZM57 70H59V69H57ZM83 70H82V72H83ZM106 70V69H105ZM145 70H146V68H145ZM158 70V71H159ZM180 70V69H179ZM222 70V69H221ZM18 71V70H17ZM20 71V70H19ZM61 70H59V73H61L60 72ZM89 71V70H88ZM150 71L152 72V74L150 75ZM157 71V72H158ZM166 71V70H165ZM170 71V70H169ZM168 71V72H169ZM228 71H230V65H229V70ZM46 72V73H45ZM55 72H57V71H55ZM86 72V71H85ZM90 72V71H89ZM163 72V71H162ZM176 72H178V71H176ZM176 72H174V74L176 73ZM224 72H227V70H225ZM3 73V72H2ZM21 73V72H20ZM19 73V74H20ZM38 73V72H37ZM111 73V72H110ZM118 73H120V74H118ZM13 74H14V72H13ZM16 74V73H15ZM18 74V73H17ZM58 74V73H57ZM62 74V73H61ZM77 74V75H78ZM112 74V73H111ZM144 74V73H143ZM142 74V75H143ZM164 74V73H163ZM173 74V75H174ZM184 74V73H183ZM208 74H210V73H208ZM76 75V74H75ZM86 75V74H85ZM113 75V74H112ZM170 75V74H169ZM172 75V74H171ZM222 75H223V73H222ZM9 76V75H8ZM7 76V77H8ZM87 76V75H86ZM85 76V77H86ZM144 76V75H143ZM147 77V78H150V77ZM161 76V75H160ZM163 76V75H162ZM183 76V75H182ZM209 76V75H208ZM207 76V77H208ZM218 76H219V74H218ZM227 76V75H226ZM10 77V76H9ZM88 77V76H87ZM100 77V76H99ZM112 77V76H111ZM133 77V78H132ZM146 77L144 78V79H146ZM168 77V76H167ZM174 77H175V75H174ZM225 77V76H224ZM228 77V76H227ZM2 77H0V82H1V80H3L5 77H3L2 79H1ZM12 78H14V77H12ZM11 78V79H12ZM28 78V77H27ZM35 78V77H34ZM101 78V77H100ZM113 78V77H112ZM115 78V77H114ZM151 78V80H154V78L152 79ZM164 78V77H163ZM169 78H171L170 76H169ZM187 78V77H186ZM208 78H210V77H208ZM208 78H206L207 80H208ZM214 78H217V76H215ZM219 78V77H218ZM232 78V77H231ZM231 78H229L230 80H231ZM35 79V80H36ZM78 79H81L80 77L78 78ZM83 79V78H82ZM162 79V78H161ZM160 79V80H161ZM221 79V81H222V79H223V77L222 78H220ZM233 79H235V78H233ZM232 79V80H233ZM238 79V78H237ZM237 79H235V82H237ZM242 79H243V81H242ZM8 80V79H7ZM26 80H28V79H26ZM34 80V81H35ZM116 80V81H115ZM126 80V81H125ZM168 80V79H167ZM172 80V79H171ZM170 80V81H171ZM185 80H187V79H185ZM184 80V81H185ZM211 80H212V77H211ZM224 80V79H223ZM140 81V80H139ZM141 81H143V80H141ZM155 81V82H156ZM164 81V80H163ZM176 81V80H175ZM213 81V80H212ZM220 81V82H221ZM107 82V83H108ZM149 82V81H148ZM147 82V83H148ZM153 82V81H152ZM158 82H159V80H158ZM172 82V81H171ZM234 82V81H233ZM238 82H239V79H238ZM51 83V84H50ZM144 83H145V80H144ZM161 83H163V82H161ZM161 83H159L160 85H161ZM170 82H168V83H166V84H169ZM173 83V82H172ZM177 83H179V82H177ZM228 83V82H227ZM131 84H133L134 85V83H131ZM143 84V83H142ZM146 84V83H145ZM144 84V85H145ZM149 84V83H148ZM147 84V85H148ZM153 84H155V83H153ZM159 84H158V86H159ZM165 84V87L166 86H170V85H166ZM176 84V83H175ZM191 84V83H190ZM195 84V83H194ZM211 84H212V82H211ZM214 84H213V86L211 87V89L210 90H212V94L213 95H215L214 93H215V91H213V89H215V88H213L214 87ZM219 84V83H218ZM235 84V83H234ZM33 85V86H34ZM60 85V87H58ZM156 85V84H155ZM185 85V84H184ZM231 85H233V84H231ZM3 86H4V84H3ZM3 86H1V87H3ZM107 88H106V87ZM135 86V85H134ZM136 86H139L138 85V83H137V85ZM162 86V85H161ZM191 86V85H190ZM234 86V85H233ZM117 87V88H116ZM155 87H157V86H155ZM170 87H172L173 88V86H170ZM235 87V88H236ZM47 88V89H46ZM150 88V87H149ZM164 88V87H163ZM169 87H167V89H168ZM171 88V89H172ZM194 88V87H193ZM213 88V89H212ZM46 89V90H45ZM131 89V90H130ZM143 89H144V87H143ZM142 89V90H143ZM170 89V88H169ZM176 89V88H175ZM2 90V88H0V91ZM63 90V93L62 92H60V91H62ZM77 90V89H76ZM147 90V89H146ZM194 90V89H193ZM31 91H32V88H31ZM155 91H156V89H155ZM182 91H184V90H182ZM181 91V92H182ZM139 92V91H138ZM160 92V91H159ZM163 92H165L164 90H163ZM162 93V92H161ZM167 93H169V91L167 92ZM210 93V92H209ZM211 93H210V95H211ZM74 94V93H73ZM159 94V93H158ZM179 94H181V93H179ZM216 94H218V93H216ZM163 96H164V94H162ZM171 95H172V93H171ZM170 95V96H171ZM175 95V94H174ZM157 96V95H156ZM167 96H168V94H167ZM177 96V95H176ZM217 96V95H216ZM194 97H195V93H194ZM203 98H204V96H202ZM46 98V99H47ZM184 98H186L185 96H184ZM192 99H193V96L191 97ZM165 99V98H164ZM174 99V98H173ZM173 99H172V102H173ZM183 99V98H182ZM196 99V98H195ZM194 99V100H195ZM127 100V101H126ZM129 100V101H128ZM198 100V99H197ZM197 100H196V102H195V104H198L197 103ZM217 100H218V98H217ZM219 100H221L220 99V97H219ZM218 100V101H219ZM50 101V100H49ZM60 101V100H59ZM164 101V100H163ZM187 101V100H186ZM191 101V100H190ZM155 102V101H154ZM153 102V103H154ZM177 102V101H176ZM184 102H185V100H184ZM262 102H264V101H262ZM62 103H63V101H62ZM70 103V102H69ZM124 103V104H125ZM166 103H168V102H166ZM175 103V102H174ZM180 103V102H179ZM200 103H202L201 101L199 102V104ZM218 103V104H219ZM50 104V103H49ZM67 104V103H66ZM79 104V105H78ZM124 104H122V105H124ZM160 104H162V103H160ZM164 104H165V101H164ZM180 104H182V101H181V103ZM195 104H192V105H195ZM117 105V104H116ZM151 105H152V103H151ZM150 105V106H151ZM156 105V104H155ZM154 105V106H155ZM171 105V104H170ZM186 105H188V104H186ZM190 105V104H189ZM202 105V104H201ZM115 106V105H114ZM148 106H149V104H148ZM160 106V105H159ZM179 106V105H178ZM177 106V107H178ZM182 106V105H181ZM180 106V107H181ZM203 106V105H202ZM239 106H242V107H239ZM77 107V108H76ZM101 107V108H100ZM110 107H112V106H110ZM110 107H106V109L107 108H110ZM117 107V106H116ZM126 107V106H125ZM180 107H178V108H180ZM185 107V106H184ZM197 107H201L200 105H198ZM220 107V106H219ZM48 108L50 109V111H56V109H55V107L53 106V105H49L48 106ZM120 107H118L117 108V111H118V109H119ZM130 108V107H129ZM172 108V107H171ZM174 108H176V107H174ZM174 108H173V110H174ZM105 109V111H107ZM122 109V108H121ZM120 109V110H121ZM128 109V108H127ZM160 109H161V107H160ZM182 109V108H181ZM185 109H187V106H186V108ZM102 110V109H101ZM108 110H111V108L110 109H108ZM150 109H148V111H149ZM193 110V109H192ZM198 110V109H197ZM11 111H13V110H11ZM11 111H9L10 113H8L9 115H10V118H11V115L14 117L15 116V114H16V116H17V114L19 115V113H20V115H21V111L18 109L17 111L18 112H15V111H13L12 113H11ZM104 111V112H105ZM122 111H124V110H122ZM128 111V110H127ZM175 111V110H174ZM185 111V110H184ZM196 111V110H195ZM217 111L218 110H216V111H214V112H216L217 113ZM73 112H74V110H73ZM72 112V113H73ZM79 112H77L76 113V115L79 113ZM102 112H103V110H102ZM102 112H100V114L102 113ZM115 112V111H114ZM113 112V113H114ZM129 112V111H128ZM71 113V114H72ZM82 113H80V115L82 114ZM108 113H109V111H108ZM111 113V112H110ZM121 113V112H120ZM174 113V112H173ZM178 113V112H177ZM215 113V117H216V115H217V117H218V113L216 114ZM86 114V113H85ZM99 114V115H100ZM181 114H183V113H181V112H179V116H181ZM23 115V114H22ZM66 115V114H65ZM91 115H93V114H91ZM96 115V114H95ZM99 115H96L95 116V118L96 117H98ZM130 115H131V113H130ZM172 115V114H171ZM170 115V116H171ZM175 115H177V114H175ZM51 116V115H50ZM69 115H67V117H68ZM78 116V115H77ZM89 116H90V114H89ZM122 116V115H121ZM132 116V115H131ZM178 116V115H177ZM200 116V115H199ZM13 117H12V119H13ZM46 117H48V113H47V115H45L44 114V116H40V121H39V123H42V124H40V125H44V121H46ZM63 117V116H62ZM79 117V116H78ZM78 117H76L75 118V120H77V118ZM100 117V116H99ZM98 117V118H99ZM105 117H107V116H105ZM111 117V116H110ZM123 117V116H122ZM145 117H147L146 115H145ZM144 117V118H145ZM173 117V116H172ZM176 116H174L173 118H175ZM214 117V116H213ZM216 117V118H217ZM15 118V117H14ZM29 118V117H28ZM90 118V117H89ZM88 118V119H89ZM121 118V117H120ZM119 118V119H120ZM177 118V121H178V117H176ZM175 118V119H176ZM218 118H220V117H218ZM217 118V120H219ZM249 118V119H248ZM58 119V118H57ZM79 119V121H81L80 120V117L78 118ZM85 119V118H84ZM87 119V122L90 120H88ZM193 119V118H192ZM195 119V118H194ZM199 119V118H198ZM221 119V118H220ZM223 119H221L222 120V122H224L223 121ZM251 119H253V121H251ZM10 120V119H9ZM8 120V121H9ZM15 120V121H14ZM62 120V119H61ZM97 120V119H96ZM101 120V119H100ZM104 120H106V119H104ZM123 120V119H122ZM129 120V119H128ZM131 120H132V118H131ZM135 120V119H134ZM146 120V119H145ZM171 120V119H170ZM173 120V119H172ZM215 120V119H214ZM220 120V121H221ZM11 121V120H10ZM13 121L14 122H12L11 121V125L13 126V127H15V129H21V128H23V125H21L22 123L21 122H23V118L21 119V116H19L18 118L16 117V119H13ZM72 121V120H71ZM78 121V122H79ZM84 121V120H83ZM83 121H81V122H79L81 125L82 124H85L86 123V120L84 121V123H82ZM108 121H109V119H108ZM111 121V120H110ZM124 121V120H123ZM126 121V120H125ZM124 121V122H125ZM176 121V120H175ZM176 121V122H177ZM207 121V120H206ZM220 121H218L219 123H220ZM91 122V121H90ZM98 122H99V120H98ZM115 122H117V121H115ZM121 122V121H120ZM119 122V123H120ZM127 122V121H126ZM133 122V121H132ZM146 122V121H145ZM169 122V121H168ZM216 122V125H217V121H215ZM252 124H251V123ZM254 122H255V124H254ZM34 123H35V121H34ZM60 123H61V121H60ZM64 123V122H63ZM69 123V122H68ZM67 123V124H68ZM128 123V122H127ZM250 123V124H249ZM259 123V126H257V124ZM33 124V123H32ZM36 124V123H35ZM64 125V126H66V128H67V126H69L70 124H68V125ZM79 124V125H80ZM88 124V123H87ZM117 124H118V122H117ZM129 124V123H128ZM143 124V123H142ZM146 124V123H145ZM198 124V123H197ZM207 124V123H206ZM224 123L222 124V123H220V125L218 124L217 125V127L219 126V127H224L223 129L221 128V131H223L226 127L224 126L225 125ZM260 124H261V126H260ZM28 125H30V124H28ZM39 124L37 123V126H38ZM100 126H96V125H91L92 127H90V128H88V131H90L91 133H89L88 131H86V132H88V137L86 138L85 136H83V137H85L84 139H82V136L81 137H79L78 136V133L77 132H80L81 133V131L79 130H74V129H76V125H75V127H68L69 129H68V131H70V133L69 134H65L66 136H63L64 134H62V131L60 132L61 134L60 135H57L56 137H55V141H56V143L57 142H59L60 144L62 143V145H65V149H64V151H62V152H57V151H55V150H53V149H51V147L49 148L48 147V149H50V150H53V151H51L50 152V155H49V159H52V158H54L55 156H52L51 154L52 153H55V152H57L56 154H58V153H61L60 154V156H62L63 158L60 160V161H58L57 162V164H58V168L57 169H55V173H54V175H53V172L51 171V170H47L48 172H50V175H53V176H55L54 178H55V182L53 181L54 179L52 178L53 176H51V180L53 181L52 183H55L56 184V186H57V191L56 192H54L53 194H55L56 195V197L58 198V200H57V203H59V204H57V203H55L56 202V200H51L52 199V197H53V194H51L52 195V197L50 198V197H43V195H42V192H43V190H41L42 192L41 193H39V194H41L39 197L42 199V201H39V197H33V196H35V195H33V196H31V194H30V192H32L30 189V192L29 193H27V195L23 192V187L18 183H13V182H10L9 180H8V178L6 179L8 182H6L5 184L6 185H8V187L10 188V192H11V190H13L14 191V194L16 193V194H19L17 197H15V196H12L11 194H9L8 193V189L5 191H3V189L1 188L0 189V196L1 195H3V196H5V198H6V195H7V200L9 201V200H12L14 197H15V199L16 198H20L22 201H21V203H19V206H21L22 204L23 205H26L25 207H27V208H25V210L23 211V213L22 212H19V213H21L22 214V216H23V218L24 219H28V220H30V219H32V220H39V221H41L42 222V220H44L43 218H45V217H52L56 222H58L59 223V226L60 225H62L61 227H63V226H65V227H69V228H72V229H74L75 228V230H76V227H78L79 225L76 223V222H79V218H82V220H83V218H85V219H87L86 217H88L89 215H91L90 214V211L88 210V208H87V206H86V204L84 203H82V202H80L79 200H80V198L82 199V198H84V196L82 195V190L84 189V187H83V185L86 183V181H87V179H88V177H91V175H96V173H98L99 171L98 170H100V168L101 167H105V168H107V167H111V166H113L114 164L113 163H115L114 161H115V156L113 155V152H114V150L119 146H117V142L120 140L121 141V137H120V135H116V136H114L113 135V132H115V130H113V129H106V128H108L109 126H108V122L106 123V121L104 122V123H100L99 124ZM120 125V124H119ZM127 125V124H126ZM125 125V126H126ZM131 125V124H130ZM215 125V126H216ZM31 126V125H30ZM29 126V127H30ZM34 126H36V125H34ZM63 126V127H64ZM85 126H86V124H85ZM89 126V125H88ZM106 126H108V127H106ZM122 126V125H121ZM120 126V127H121ZM140 126V125H139ZM142 126V125H141ZM206 126V125H205ZM215 126H214V129H215ZM60 127V126H59ZM80 127V126H79ZM106 127V128H105ZM119 126H117L116 128L117 129H119L118 128ZM194 127V126H193ZM211 127V126H210ZM210 127H209V129H210ZM217 128V132H218V130H220V128ZM2 128V127H1ZM0 128V129H1ZM46 128V127H45ZM83 128V127H82ZM162 128H163V126H162ZM196 128V127H195ZM43 129V131L41 132V133H44V132H46V131H48V130H46V129H44V128H42ZM131 129V128H130ZM194 129V128H193ZM227 129V128H226ZM158 130V129H157ZM205 130V129H204ZM1 131H2V129H1ZM124 131V130H123ZM126 131V130H125ZM171 131V130H170ZM221 131H219V132H221ZM228 131V129L226 130V132ZM37 132V131H36ZM66 132V131H65ZM86 132H84L85 134H86ZM111 132V133H110ZM116 132H117V130H116ZM134 132V131H133ZM140 132V131H139ZM157 132V131H156ZM160 132V131H159ZM205 132H206V130H205ZM208 132H209V130H208ZM211 132V131H210ZM225 132V130H224V134L225 135H227L228 133H226ZM1 134H2V132H0ZM37 133H39V132H37ZM83 133V132H82ZM81 133V134H82ZM83 133V134H84ZM163 133V132H162ZM164 133H165V131H164ZM163 133V134H164ZM204 133V132H203ZM72 134H74L73 136H71ZM84 134V135H85ZM111 134L114 136H112L113 137V141L111 142ZM137 134H138V132H137ZM193 135H195L194 133H192ZM197 134V133H196ZM209 134V133H208ZM216 134V133H215ZM219 134V133H218ZM218 134L215 136V138H216V140L217 141H220V142H222L225 138L223 137V135L220 137V136H218ZM34 135H36V134H34ZM41 135V134H40ZM44 135V134H43ZM45 135H48V133H46ZM50 135V134H49ZM87 135V134H86ZM199 135V134H198ZM219 135H221V134H219ZM233 135L231 136V134H230V136L231 137H233ZM237 135H235L236 136V138H237ZM67 136L69 137V138H67ZM71 136V137H70ZM157 138H158V136H159V134L158 135H155ZM162 136H165V135H162ZM196 136V135H195ZM204 136V135H203ZM203 136H201V137H203ZM217 136L220 138V140H218L217 139ZM235 136L233 137V138H235ZM18 137V136H17ZM109 137H110V139H109ZM131 137H132V135H131ZM130 137V138H131ZM138 137V136H137ZM152 137V136H151ZM159 137H161V136H159ZM200 137V138H201ZM226 138H227V136H225ZM228 137H229V135H228ZM200 138H198V139H200ZM212 138H214L213 137V134H212V136H208L207 137V139L205 140V143H206V141H207V144L209 145V147H213V145H210V144H214L213 142H214V140H212ZM82 139V140H81ZM109 139V140H108ZM139 139V138H138ZM161 139V138H160ZM106 140H107V142H109V144L107 145V144H105V142H106ZM137 140V139H136ZM203 140V139H202ZM229 140H231V138H229ZM234 140V139H233ZM233 140L232 141H230V142H227V141H224V143L222 144L221 143V145H222V147H223V149H224V151L223 150H220V144H219V146L217 145V144H215V145H217L218 146V151H215L214 153H215V155H213L214 153H211L209 156L210 157H208V156H206L205 157V154H204V158L201 160V161H203L204 162V166H203V171L205 172V175L206 176H208V177H210V178H212L211 180H213V181H215V185H218V183H220V182H218L219 180H222V179H224V178H222V177H224L225 175H221V166H222V164L223 163H225L227 166L226 167H228L229 166V169L230 168H232L234 165L233 164H235V166H236V168L235 167H233L232 168V172L233 173H231V172H228L229 171V169H228V174L230 173V174H232L231 175V177L229 176V175H227V178H229L227 181H225V179H224V181L222 180V182H223V184L225 185V187H224V185H221V183L219 184V186L222 188H220L219 186V190L221 189V191H222V194H226V196L228 195V197H231V198H233V200L232 201H234V199L236 200V202L237 203H239V204H241V203H246V202H248V203H250L251 205H254L255 207L257 206V208H258V205H259V210L258 211H262V210H264V205H262V204H260V202H261V200L262 199H264V198H262V199H260V197H264V196H259L260 194H262V193H257V192H261V190H260V188H258L257 190H259V191H257L256 190V188L255 187H259L258 185H259V183H256V181H255V183H254V181H252V175H253V173L250 171V169H248V167L247 166H249V161L247 160L246 161V159H244L243 158V156H242V158L240 157V155H237V153L238 152H240L239 150H238V148H237V146L239 145V143H233ZM139 141V140H138ZM156 141V140H155ZM152 142H153V140H152ZM162 142H164L163 140H161V143ZM198 142H201V140L200 141H197L196 142V144L198 143ZM219 142V143H220ZM112 143V144H111ZM156 143V142H155ZM159 143V142H158ZM153 144V143H152ZM195 144V145H196ZM199 144V143H198ZM204 144V143H203ZM202 143H201V147H202V145H203ZM243 144V143H242ZM244 144V145H245ZM135 145V144H134ZM150 145V144H149ZM205 145V144H204ZM246 145V146H247ZM217 146H215V148L217 149ZM245 146V147H246ZM248 146V147H249ZM191 147V146H190ZM208 147V148H209ZM221 147V148H222ZM124 148V147H123ZM138 148V147H137ZM206 149H207V147H205ZM239 148L241 149L242 148V146H241V143H240V145H239ZM253 148V147H252ZM38 149H40L41 150V148H38ZM46 149H47V147H46ZM119 149H121L120 148V146H119V148H118V150ZM150 149V148H149ZM205 149V150H206ZM211 150H212V148H210ZM215 149V150H216ZM243 149H244V146H243ZM242 149V150H243ZM45 150V149H44ZM133 150V149H132ZM138 150V149H137ZM136 149H135V151H137ZM208 150V149H207ZM220 150V151H219ZM242 150H241V152L240 153H243L242 152ZM251 150V147H250V149H249V151ZM59 151H61V150H59ZM120 151V150H119ZM139 151V150H138ZM210 151V150H209ZM116 152V151H115ZM192 152V151H191ZM206 152V151H205ZM212 152V151H211ZM253 152H255L254 150H253ZM132 153H133V151H132ZM199 153V152H198ZM250 153H252V151H250ZM43 154H45V156L47 157L48 155H46V151L43 153ZM118 154V153H117ZM197 154V153H196ZM208 154V153H207ZM239 154V153H238ZM2 156H5V158H9L8 157V154L6 155V153H0V157H2ZM35 156V155H34ZM38 156V155H37ZM135 156V155H134ZM213 156H215V157H213ZM118 157V156H117ZM200 157V156H199ZM259 157V156H258ZM257 157V158H258ZM260 157H261V155H260ZM23 158V157H22ZM39 158V157H38ZM133 158V157H132ZM49 159H47V160H49ZM180 159V158H179ZM158 160V159H157ZM180 160H182V157H181V159ZM196 160H197V158H196ZM40 161H41V158H40ZM159 161V160H158ZM158 161H156L155 160V162H157L158 163ZM182 161H184V160H182ZM193 161V160H192ZM195 161V160H194ZM193 161V162H194ZM199 161V160H198ZM200 161V162H201ZM7 162V161H6ZM24 162V161H23ZM35 163H34V166H33V163H29V164H27V166H25V173L26 172H30V171H32V169L33 170H38V172L40 171V172H42V173H44L43 172V170H44V168H45V166H46V168H49V166L51 167V164L53 165V163L55 164L56 162H52V163H48L47 164V161H46V163L45 162H43L42 163V161L41 162H36V161H34ZM50 162V161H49ZM135 162V161H134ZM160 162V161H159ZM247 162V163H246ZM151 163V162H150ZM182 163V162H181ZM156 164V163H155ZM261 164V163H260ZM116 165V164H115ZM157 165V164H156ZM15 166V167H14ZM13 166V164L11 163V165L10 164H8V163H4V165H3V169L6 171V170H8L9 172H12V171H14V170H16L17 171V167H16V165H14ZM117 166V165H116ZM225 165L223 164V168H225L224 167ZM247 167V168H246ZM154 168V167H153ZM157 168H158V166H157ZM2 169V170H3ZM97 169V171H95V170ZM102 169V168H101ZM227 169V168H226ZM249 170L248 172H249V174H248V172H246L247 170ZM103 170H105V169H103ZM107 170V169H106ZM110 170V169H109ZM161 170V169H160ZM160 170H158V171H160ZM231 170V169H230ZM19 171V170H18ZM44 171H46V169L44 170ZM101 171V170H100ZM111 171V170H110ZM154 171V170H153ZM157 170H155L154 172H156ZM162 171V170H161ZM223 171V174H226V173H224L225 172V169H223L222 170ZM0 172H1V170H0ZM7 172V171H6ZM52 172V173H51ZM96 172V173H95ZM102 172V171H101ZM107 172V171H106ZM145 172V171H144ZM154 172H152V174L154 173ZM163 172V171H162ZM204 172H202L203 173V175H204ZM251 172V173H250ZM103 173V172H102ZM160 173V172H159ZM159 173H158V175H159ZM19 174L21 175V174H23V172H22V170L20 171V172H18V173H13L12 175H18V177H20L19 176ZM1 175V174H0ZM201 176V174H200V177H204V176ZM3 176V175H2ZM22 176V175H21ZM143 176H144V174H143ZM168 176V175H167ZM220 176H222V177H220ZM254 176V175H253ZM256 176V175H255ZM13 177H15V178H17V176H13ZM104 177H106V175H104ZM111 177V176H110ZM116 177V176H115ZM173 177V176H172ZM98 178V177H97ZM199 178V177H198ZM220 178H222V179H220ZM226 178V177H225ZM4 179H5V177H4ZM23 179V178H22ZM90 179V178H89ZM197 179V178H196ZM204 179H205V177H204ZM91 180H93V179H91ZM106 180V179H105ZM105 180H103V182L105 181ZM20 181V180H19ZM27 181V180H26ZM26 181H25V183H26ZM198 181V180H197ZM209 181V180H208ZM23 182V181H22ZM218 182V183H217ZM259 182V181H258ZM21 183V182H20ZM24 183V182H23ZM116 183V182H115ZM253 183V184H252ZM4 184V185H5ZM106 184V183H105ZM108 184V183H107ZM110 184H111V182H110ZM114 184V183H113ZM113 184H112V187H106V189L105 188H102L101 187V189H100V191H99V195L101 194V196L99 197L100 198V201H99V203L100 204H103V205H101V207L102 206H104V209L103 210H105V211H103V212H105L106 213V211H107V209H105V207H110L109 205H110V203H111V200H114V197H116V195H117V193L120 191V188H119V185H116V184H114V186H113ZM181 184V183H180ZM211 184V183H210ZM254 184H256L257 186H253ZM5 185V186H6ZM25 184H23V186H24ZM137 185V184H136ZM157 185V184H156ZM155 185V186H156ZM182 185V184H181ZM21 186V187H20ZM51 186V185H50ZM55 186V187H56ZM85 186V185H84ZM106 186H110V185H106ZM1 187V186H0ZM52 187H54V185L52 186ZM105 187V186H104ZM207 187V186H206ZM223 187H224V189H223ZM83 188V189H82ZM157 188V187H156ZM27 189V188H26ZM40 189V188H39ZM39 189H38V191H39ZM48 189H49V187H48ZM52 189V188H51ZM218 189V188H217ZM35 190V189H34ZM195 189H193V191H194ZM219 190H216V191H219ZM224 190H226V191H224ZM12 191V192H13ZM25 191V190H24ZM223 191L225 192V193H223ZM3 192H4V194H3ZM8 194H7V193ZM51 192H53V190H50V193ZM57 192L59 193V194H57ZM170 192V191H169ZM227 192V193H226ZM220 193V192H219ZM13 194V195H14ZM32 194H34V193H32ZM45 194V193H44ZM102 194H104V195H102ZM161 194V193H160ZM221 194V193H220ZM25 195V196H24ZM38 195V194H37ZM45 195H47V194H45ZM50 195V196H51ZM54 195V196H55ZM97 195V194H96ZM95 195V196H96ZM126 195V194H125ZM98 196V195H97ZM97 196H96V198H97ZM2 197V196H1ZM0 197V200L1 201H4L5 200V198H4V200H3V197L1 198ZM60 197H62V200L60 199ZM160 197V196H159ZM222 197H224V196H222ZM56 198V199H57ZM95 198V197H94ZM93 198V199H94ZM98 198V199H99ZM113 198V199H112ZM174 198V197H173ZM258 198V199H257ZM15 199H14V201H15ZM19 199V200H20ZM64 199V200H63ZM127 198H124V200H123V202L121 203V206H120V208H122V211L121 212H123L122 213V215H120V217H119V219L118 220H116L115 221V223L113 224V233L115 232V234L114 235H112V233H111V235L109 234H107V232L108 233H110L109 231H110V229H109V231L108 230H105L106 232V236L105 237H103L102 239V241H104V240H106V239H104V238H107L108 236H110V238H112L113 240H109L108 241V238H107V241L106 242H108V246H109V243L110 242H112V245H110V246H112V247H107V244H106V246L104 247V244L106 243L105 241V243L104 244H102L103 245V247H104V249H106V248H108V249H106V250H108L109 251V248L111 249H113V247H114V249L115 250H117L118 249V251L117 252H115L116 253V259H122V260H124V258L122 257V258H120L121 257V255L122 256H126L125 254H126V252H127V254L129 255V258L130 259H132L131 258V256H132V254H133V258L135 257L136 258V255L138 256V252H134V253H130V251H136V250H139L140 251V249L142 250V249H144L143 250V252L147 255L148 254V252L146 251V250H148V248L150 247V246H152V247H150V249L151 248H154L155 247V245H156V247H157V245H158V242L160 243V241H158L157 242V239H158V237H156V236H160V235H162V234H160V235H158V233L156 232H154L155 231V229L156 228H158V226H157V223H159L158 222V219H154L153 221H151L152 219L149 217V218H143V213L145 212H143V211H140L141 209H142V206H143V204L140 206V208H137L136 206H133L132 205V202H131V200H130V198H128L127 200H126ZM170 199V198H169ZM95 200V199H94ZM120 200V199H119ZM193 200V199H192ZM139 201V200H138ZM159 201H161V199H159ZM164 201H166V200H164ZM167 201H168V199H167ZM240 201V202H239ZM257 203H256V202ZM260 201V202H259ZM2 203V202H1ZM36 203H42L43 205H42V208L41 209H39L38 211H34L33 209H29L30 208V206H33L34 204H36ZM98 203V204H99ZM144 203V202H143ZM170 203V202H169ZM232 203H235V201L234 202H232ZM262 203V202H261ZM93 204H95V205H97V202L96 203H94V201H93ZM137 203H135V205H136ZM160 204H163V203H161L160 202ZM174 204V203H173ZM238 204V205H239ZM258 204V205H257ZM18 205V204H17ZM17 205L15 204V207H17ZM233 205V204H232ZM250 205V206H251ZM260 205H261V207H260ZM1 206L2 205H0V208H1ZM13 206H14V204H13ZM56 206H58V207H63V208H61L60 209V211L59 212H61V213H64V214H66V215H61V216H56V214H57V211H53L54 210V207H56ZM235 206V205H234ZM22 207H24V206H22ZM35 207V206H34ZM95 207H98L99 208V206L97 205V206H95ZM236 207V206H235ZM238 207H240V206H238ZM242 207H245V204H244V206L242 205ZM247 207V206H246ZM14 208V207H13ZM91 208V206H89V209ZM93 208H94V206H93ZM98 208H94L95 210L96 209H98ZM103 208V207H102ZM119 208V207H118ZM252 208L254 209V207L252 206ZM251 208V209H252ZM2 209V208H1ZM27 209V210H26ZM93 209V210H94ZM149 209V208H148ZM250 209V208H249ZM252 209V210H253ZM31 210H33V211H31ZM41 210V211H40ZM94 210V211H95ZM98 210H101V208L100 209H98ZM108 210H112V207H110ZM121 210V209H120ZM119 210V211H120ZM92 211V210H91ZM93 211V212H94ZM97 211V210H96ZM95 211V212H96ZM109 211V212H110ZM118 211V212H119ZM249 211H251V210H249ZM257 211V212H258ZM15 212H17V210H15ZM93 212H91L92 213V215H93ZM254 212H255V210H254ZM257 212H256V214H257ZM6 213V212H5ZM18 212H17V214H19ZM101 213V212H100ZM108 213V212H107ZM110 213H113L112 211L110 212ZM110 213H108V216H109V214ZM259 213H261V212H259ZM95 214V213H94ZM114 214V213H113ZM156 214V213H155ZM159 214V213H158ZM262 214H264V213H262ZM261 214V215H262ZM6 215V214H5ZM8 215V214H7ZM6 215V216H7ZM14 215H16V213H14ZM13 215V216H14ZM20 215V214H19ZM112 215V214H111ZM10 216H12V214L11 215H9V218H10ZM18 216V215H17ZM22 216H19L20 218L19 219H21V217ZM94 216V215H93ZM106 216V215H105ZM114 216V215H113ZM159 216V215H158ZM259 216V215H258ZM117 217V216H116ZM214 217V216H213ZM254 217H255V215H254ZM8 218V217H7ZM14 217H12L11 219H13ZM17 218V217H16ZM22 218V219H23ZM76 218V219H75ZM158 218V217H157ZM250 218V217H249ZM252 218V217H251ZM256 219H257V216L255 217ZM0 219H2V218H0ZM15 219V218H14ZM18 219V220H19ZM74 219H75V221H74ZM151 219V220H150ZM241 219V218H240ZM81 220V219H80ZM88 220V219H87ZM97 220V219H96ZM95 220V221H96ZM101 220V219H100ZM99 220V221H100ZM217 220V219H216ZM215 220V221H216ZM247 220V219H246ZM250 220V219H249ZM248 220V221H249ZM10 221V220H9ZM21 221V220H20ZM105 221V220H104ZM114 221V220H113ZM238 221H239V219H238ZM244 221V220H243ZM12 222V221H11ZM98 222V221H97ZM80 223V222H79ZM101 223V222H100ZM175 223V222H174ZM179 223V222H178ZM240 223V222H239ZM84 224H86V222L84 223ZM160 224V223H159ZM170 225H169V228L170 227H173L174 225H172L171 223H169ZM180 224V223H179ZM244 224V223H243ZM246 224V223H245ZM156 225V226H155ZM230 225V224H229ZM249 225H250V223H249ZM10 226V225H9ZM8 226V227H9ZM74 226V227H73ZM80 226H81V229L84 227V226H82L81 224H80ZM178 226V225H177ZM180 226V225H179ZM178 226V227H179ZM181 226H182V229H181ZM179 228H180V230L179 231H174V230H178L179 228L177 227V229H175L174 228V230L173 229H171L170 228V231H169V233H171V231L173 230V232L171 233L172 235H173V238H174V236H182V239H183V235L184 236H188V235H185L186 233H184L183 232V225H181ZM184 226H188V224L187 225H185V223H184ZM246 226H247V224H246ZM251 226V225H250ZM64 227V228H65ZM88 227V226H87ZM168 227V226H167ZM176 227V226H175ZM238 227V226H237ZM244 227H245V225H244ZM248 227V226H247ZM252 227V226H251ZM250 227V228H251ZM152 228H155V229H152ZM169 228L166 230V231H168L169 230ZM185 229H186V227H184ZM229 228H231V227H229ZM233 228H234V226H233ZM239 228V227H238ZM238 228H236V230L238 229ZM243 228V227H242ZM249 228V227H248ZM247 228V230H251L250 228L248 229ZM88 229V228H87ZM86 229V226H85V229H83L82 231L84 232V230L86 231L87 230ZM89 229H90V226H89ZM96 229V228H95ZM94 229V230H95ZM188 229V228H187ZM224 229H227V230H229L228 229V227L227 228H224ZM244 229V228H243ZM4 230H6V229H4ZM21 230V229H20ZM24 230V229H23ZM32 230V229H31ZM30 230V231H31ZM56 230V229H55ZM70 230V229H69ZM68 230V231H69ZM99 230V229H98ZM152 230V231H151ZM154 230V231H153ZM157 230V229H156ZM164 230V231H165ZM226 230V231H227ZM235 230V231H236ZM240 230V229H239ZM239 230H237V231H239ZM252 230H253V228H252ZM43 231V230H42ZM151 231V232H150ZM158 231V230H157ZM188 231H189V229H188ZM242 231V230H241ZM243 231H245V229L243 230ZM46 232V231H45ZM49 232V231H48ZM66 232H67V230H66ZM70 232V231H69ZM73 232V231H72ZM76 232H78V231H76ZM89 232V231H88ZM94 232V231H93ZM93 232L90 234V235H92L93 234ZM102 232H104V231H102ZM112 232V231H111ZM152 232H154L155 233V235H154V233H152ZM160 232V231H159ZM182 232L184 233V234H182ZM246 232V231H245ZM249 232H251V231H249ZM71 233V232H70ZM84 233H86V232H84ZM90 233V232H89ZM88 233V234H89ZM95 233H97V232H95ZM163 233V232H162ZM169 233H167V234H164V235H167L168 236V234ZM237 232H235V234H236ZM24 234V233H23ZM45 234V233H44ZM51 234V233H50ZM56 234H57V232H56ZM243 234H244V232H243ZM35 235V234H34ZM79 235V234H78ZM82 235V234H81ZM94 235V234H93ZM93 235H92V237H93ZM103 235H105L104 233H103ZM152 235H154V236H152ZM163 235V236H164ZM251 235V234H250ZM1 236H4V235H1ZM33 236V235H32ZM43 236V235H42ZM69 236V235H68ZM96 236V235H95ZM94 236V237H95ZM111 236H113V237H111ZM190 236H192V235H190ZM226 236V235H225ZM229 236V235H228ZM236 236V235H235ZM246 236H247V234H246ZM18 237V236H17ZM25 237V236H24ZM30 237V236H29ZM28 237V238H29ZM39 237V236H38ZM44 237V236H43ZM88 237H89V235H88ZM101 237V236H100ZM154 237H156L155 238V240H154V242H153V239H154ZM166 237V236H165ZM165 237H160L159 239H162V240H164L165 239ZM240 237H242V236H240ZM36 238V237H35ZM42 238V237H41ZM68 238V237H67ZM109 238V239H110ZM164 238V239H163ZM173 238L171 237V239L173 240ZM178 238V237H177ZM236 238H238V237H236ZM1 239V238H0ZM6 239V238H5ZM22 239H23V237H22ZM43 239V238H42ZM69 239V238H68ZM67 239V240H68ZM70 239H71V237H70ZM81 239H82V237H81ZM99 239V238H98ZM158 239V240H159ZM166 239H168L167 237H166ZM170 239V238H169ZM168 239V240H169ZM30 240V239H29ZM38 240V239H37ZM96 240H97V238H96ZM2 241V240H1ZM8 241V240H7ZM15 241V240H14ZM31 241V240H30ZM79 241V240H78ZM98 241H101V240H98ZM101 241V242H102ZM174 241V240H173ZM179 241H181L180 239H179ZM23 242V241H22ZM37 242V241H36ZM41 242V241H40ZM65 242H67V241H65ZM155 242H156V244H155ZM163 242V241H162ZM165 242V241H164ZM166 242H168L167 240H166ZM2 243H4V242H2ZM68 243V242H67ZM66 243V244H67ZM70 243V242H69ZM68 243V244H69ZM75 243V242H74ZM73 243V244H74ZM174 243V242H173ZM180 243V242H179ZM9 243H7V245H8ZM10 244H12L11 242H10ZM19 244V243H18ZM27 244V243H26ZM29 244H31V243H29ZM61 244H62V242H61ZM80 244V243H79ZM91 244V243H90ZM111 244V243H110ZM147 244V245H146ZM162 244V243H161ZM178 244V243H177ZM182 244V243H181ZM4 245V244H3ZM14 245V244H13ZM21 245H23V244H21ZM24 245H25V243H24ZM24 245L22 246V247H24ZM56 245V244H55ZM54 245V246H55ZM64 245V244H63ZM62 245V246H63ZM72 245V244H71ZM70 244L68 245V246H71ZM88 245V244H87ZM93 245H95V244H93ZM154 245V246H153ZM160 245V244H159ZM163 245H165L164 243H163ZM168 245L169 246H171L170 245V243H168ZM26 246V245H25ZM79 246V245H78ZM83 246V245H82ZM86 246V245H85ZM84 246V247H85ZM97 246V245H96ZM125 246V247H124ZM11 247H12V245H11ZM17 247V246H16ZM19 247V246H18ZM28 247H29V245H28ZM41 247V246H40ZM60 247V246H59ZM67 247V246H66ZM72 247V246H71ZM70 247V249L71 250H74L75 251V249L72 247L71 248ZM81 247V246H80ZM93 247V246H92ZM102 247V248H103ZM127 247V248H126ZM159 247V246H158ZM161 247V246H160ZM164 247V246H163ZM27 248V247H26ZM25 248V249H26ZM33 249H35V247L33 246L32 247ZM38 248V247H37ZM55 248V247H54ZM63 248V247H62ZM64 248H65V246H64ZM69 248V247H68ZM67 248V249H68ZM82 248V247H81ZM94 248L95 249H98V247L96 248L95 246H94ZM94 248H93V250H94ZM147 248V249H146ZM262 248H264V247H262ZM5 249V248H4ZM16 249V248H15ZM18 249V248H17ZM20 249V248H19ZM57 249L58 248H56L55 250L57 251ZM61 249V248H60ZM86 249V248H85ZM85 249H82L83 251H81V249L79 248V250L81 251L80 252V254H82V253H86V257H88V256H90V254L87 256V252H85ZM112 250V251H115V250ZM146 249V250H145ZM149 249V250H150ZM156 250H154V249H152V250H154L153 252H155V251H157V248H155ZM6 250V249H5ZM21 250H22V248H21ZM37 250V249H36ZM69 250V249H68ZM79 250H78V253H79ZM90 250V249H89ZM148 250V251H149ZM151 250V251H152ZM262 250H264V249H262ZM4 251V250H3ZM11 251V250H10ZM18 251V250H17ZM34 251V250H33ZM47 251V250H46ZM63 251V250H62ZM76 251H77V249H76ZM99 251V250H98ZM100 251H101V248H100ZM132 251V252H133ZM166 252H167V250H165ZM164 251V252H165ZM14 252V251H13ZM30 252V251H29ZM39 252V251H38ZM65 252V251H64ZM66 252H68V251H66ZM72 252V251H71ZM94 252H95V250H94ZM129 252V253H128ZM143 252H142V254H141V251L139 252L140 253V256L141 255H143ZM164 253V256L166 255L167 256V253ZM16 253V252H15ZM14 253V254H15ZM19 253H20V250H19ZM25 253V252H24ZM51 253V252H50ZM63 253V252H62ZM73 253H76V252H72V254ZM99 253V252H98ZM111 253V252H110ZM115 253H113V255L115 254ZM119 254V258H118V254ZM124 253V254H123ZM149 253H151V252H149ZM156 254H159V252H155ZM6 254H8V253H6ZM6 254H5V256H6ZM112 254V253H111ZM144 254V255H145ZM154 254V253H153ZM156 254H154L155 256H156ZM4 255V254H3ZM10 255V254H9ZM40 255V254H39ZM43 255V254H42ZM70 255H71V253H70ZM76 255H78V254H76ZM93 255V254H92ZM151 255V254H150ZM18 256V255H17ZM36 256H37V254H36ZM46 256V255H45ZM67 256H69V255H67ZM79 256H81V255H79ZM83 256V255H82ZM81 256V257H82ZM85 256V255H84ZM94 256V255H93ZM148 256H149V254H148ZM147 256V257H148ZM154 256V257H155ZM166 256L164 257V258H166ZM72 257V256H71ZM70 256H69V258H71ZM77 257V256H76ZM95 257V256H94ZM108 257V256H107ZM110 257H111V255H110ZM159 257H160V254H159ZM27 258H29V257H27ZM68 258V259H69ZM74 258H75V254H74ZM79 258V257H78ZM96 258V257H95ZM113 258V257H112ZM128 257H126L125 258V260L127 259ZM161 258V257H160ZM159 258V259H160ZM6 259V258H5ZM85 259H88V258H85ZM90 259V261L92 260V257H90L89 258ZM104 259V258H103ZM114 259V258H113ZM129 259V260H130ZM156 259H157V257H156ZM2 260V259H1ZM14 260V259H13ZM72 260H73V257H72ZM76 260V259H75ZM83 260V259H82ZM111 260V259H110ZM109 260V263L112 261H110ZM158 260V259H157ZM207 260V259H206ZM8 261V260H7ZM12 261V260H11ZM66 261V260H65ZM94 261L95 260H93V263H94ZM101 261H103V260H100V262ZM118 261V260H117ZM116 261V262H117ZM120 261V263H121V260H119ZM131 261V260H130ZM136 261H137V259H136ZM145 261V260H144ZM159 261V260H158ZM251 261V260H250ZM20 262V261H19ZM75 262V261H74ZM81 262H83V261H81ZM88 262H89V260H88ZM88 262L86 263V262H84V264L86 263V264H88ZM105 262H107L108 263V260L107 261H105ZM138 262H139V260H138ZM137 262V263H138ZM159 262H161V264H163L162 263V261H159ZM159 262H157V263H159ZM164 262V261H163ZM195 262H196V260H195ZM9 263V262H8ZM62 263V262H61ZM60 263V264H61ZM70 263V262H69ZM90 263V262H89ZM93 263H91V264H93ZM102 263V262H101ZM107 263H105V264H107ZM119 263V262H118ZM136 263V264H137ZM145 263H146V261H145ZM253 262L251 261V264H252ZM11 264V263H10ZM13 264V263H12ZM74 264V263H73ZM80 264V263H79ZM83 264V263H82ZM111 264V263H110ZM114 264H116L115 262H114ZM128 264V263H127ZM140 264H141V262H140ZM164 264H167L166 263V261H165V263ZM248 264V263H247Z\"/></svg>", "mask_w": 264, "mask_h": 264}]
</instances>
